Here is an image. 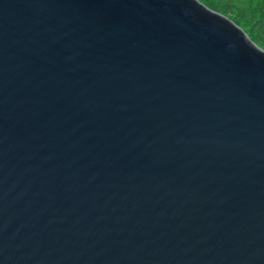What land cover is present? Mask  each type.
Returning <instances> with one entry per match:
<instances>
[{
	"label": "water",
	"instance_id": "95a60500",
	"mask_svg": "<svg viewBox=\"0 0 264 264\" xmlns=\"http://www.w3.org/2000/svg\"><path fill=\"white\" fill-rule=\"evenodd\" d=\"M0 264H264V52L198 0H0Z\"/></svg>",
	"mask_w": 264,
	"mask_h": 264
},
{
	"label": "trees",
	"instance_id": "16d2710c",
	"mask_svg": "<svg viewBox=\"0 0 264 264\" xmlns=\"http://www.w3.org/2000/svg\"><path fill=\"white\" fill-rule=\"evenodd\" d=\"M232 20L264 52V0H198Z\"/></svg>",
	"mask_w": 264,
	"mask_h": 264
},
{
	"label": "rangeland",
	"instance_id": "374dc122",
	"mask_svg": "<svg viewBox=\"0 0 264 264\" xmlns=\"http://www.w3.org/2000/svg\"><path fill=\"white\" fill-rule=\"evenodd\" d=\"M203 2H205V0H202ZM230 20V19H229ZM232 21V20H231Z\"/></svg>",
	"mask_w": 264,
	"mask_h": 264
}]
</instances>
